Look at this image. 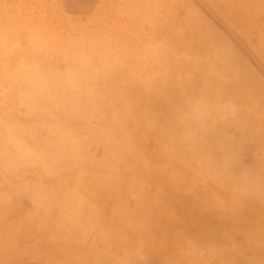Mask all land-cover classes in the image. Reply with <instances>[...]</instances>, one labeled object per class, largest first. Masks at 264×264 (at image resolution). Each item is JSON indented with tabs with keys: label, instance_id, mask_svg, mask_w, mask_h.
I'll return each instance as SVG.
<instances>
[{
	"label": "rangeland",
	"instance_id": "obj_1",
	"mask_svg": "<svg viewBox=\"0 0 264 264\" xmlns=\"http://www.w3.org/2000/svg\"><path fill=\"white\" fill-rule=\"evenodd\" d=\"M190 13L222 44L220 53L232 54L237 70L231 79L239 83L251 73V89L264 98L261 21L245 32L209 0H0V56L6 57L0 66V264H223L220 250L245 244L234 223L226 232L230 240L220 239L216 249L190 232L164 237L151 219L176 214L170 203L166 212L157 206L167 195L172 202L185 199V189L171 193L152 174L139 179L135 171L146 163L172 168V142L214 120L238 142L229 172H255L264 182V127L259 124V137L251 140L228 123L245 119L252 107L220 98L213 88L197 89L185 103L163 107V100L148 99L125 109L127 125L119 129L120 106L101 100L97 108L91 91L100 81L82 76L89 64L97 72L131 70L141 88L179 101L185 91L172 92L173 86L184 80L203 86L212 61L175 41L174 29L184 30ZM77 76L88 94L82 99L70 83ZM208 188L232 191L229 183ZM202 191L197 185L191 194ZM64 226L68 240L59 238ZM244 249L247 258L255 256L253 246Z\"/></svg>",
	"mask_w": 264,
	"mask_h": 264
},
{
	"label": "bare ground",
	"instance_id": "obj_2",
	"mask_svg": "<svg viewBox=\"0 0 264 264\" xmlns=\"http://www.w3.org/2000/svg\"><path fill=\"white\" fill-rule=\"evenodd\" d=\"M209 1L215 7L222 8L231 19L238 20L240 28L245 32L248 31L249 27H255L261 21V25H258V27L264 34V0ZM174 37L179 46L188 51H196L198 55L203 56L201 59L209 58L208 56L212 57L211 63L206 65V72L204 73L206 81L203 86H193L189 80H184L185 82L179 85L175 84L172 92L185 91L184 97L176 102L173 99V94L164 98L160 91L156 89L141 88V85L136 84L135 73L131 70L127 75L113 73L110 69L97 72L92 70L89 64L83 75H81L89 80L100 81L96 90L91 91L93 100L98 101L96 107H101V100L115 101L120 106V109L115 112L117 127L124 129L127 125V120L123 115L125 109L134 108L135 106L142 107L149 100H153V102L163 100L160 104L163 107H167L173 102L174 105L178 102L181 104L182 102L185 103L186 97L194 90L214 89L212 92H215L220 98L232 97L236 104L252 107L253 110L247 114L245 119L230 118L228 123L238 129L242 128L251 140L253 138L257 139L259 137V127L257 128V126L262 124L260 127H264V98L262 94L258 93V90L251 89V84L255 85L253 80L255 77L246 72L245 79L239 83H235L231 79V75L234 76L237 70L232 62V54L228 52L220 53L222 44L214 40L207 27L197 23L195 15L192 13L189 15L187 27L184 30L174 29ZM260 51L264 59V49L260 48ZM19 53V55L26 54L24 51ZM5 62L6 57L0 56V66H3ZM82 69H84L83 65ZM227 71L230 72L229 78L225 76ZM81 78V76H77L70 83L80 90L78 93L82 99L88 94L81 89L82 86H85L80 81ZM101 80L105 82V85L101 86ZM172 110L176 111V109ZM202 121L206 122L205 120ZM207 123L205 131L181 136V138L172 142L169 148L174 163L172 168L161 170L153 164L146 163L135 171L139 179L144 173L152 174L154 176L153 181L164 183L171 193H174V190L179 186L185 189V199L172 202L171 195H167L164 196V202L157 206V210L160 209L166 212V207L170 203L176 208V214L166 212L163 217L156 218L154 215L153 218L158 220H151L156 222L158 229L166 233H164V237L179 236V234L190 232L194 233L200 240L206 241L214 249H216L215 246L220 239L230 240V232H226L230 231L229 225L234 223L235 227L240 229L239 231L244 232L246 241L240 248L236 249L235 246V249L220 250V253L222 252L226 259L223 264H264V233L260 232V228L264 226V182L261 179H255V176H259L255 172L251 176L248 172H241V170H231L229 172L230 167L227 166V163L240 151L238 142H235L233 137L226 132V125L219 126L214 120L207 121ZM241 143L243 144V141ZM168 174H176V177H171ZM227 174H230V176L239 175L240 178L236 179L232 176L233 179H231ZM219 175L222 176L220 180ZM226 176L230 181L226 180ZM217 183H221L223 186L225 183H229L232 186V191L229 194L219 195L216 189L208 188L209 184ZM197 185L203 187L202 193L198 195L191 194V189ZM130 186L131 184L127 183V187ZM36 199L44 201L41 196H36ZM120 209L119 207L116 208L115 217L121 215ZM152 213V209H146L143 212L145 216L149 215L150 217ZM41 220L45 219L41 217ZM68 220H73V218ZM255 234L259 238L254 239ZM59 235L61 236L60 239L68 240L70 235L68 226H64ZM233 242L234 240L230 243ZM248 246H253L256 250L255 256L251 259L246 257L245 252H242ZM212 262H216V260H212ZM218 263L217 261L213 264ZM183 264L188 263L184 262Z\"/></svg>",
	"mask_w": 264,
	"mask_h": 264
}]
</instances>
